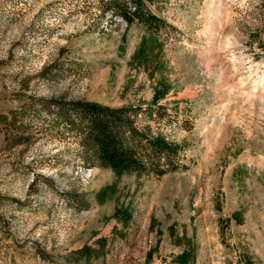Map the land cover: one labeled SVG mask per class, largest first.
Instances as JSON below:
<instances>
[{
    "label": "rangeland",
    "instance_id": "374dc122",
    "mask_svg": "<svg viewBox=\"0 0 264 264\" xmlns=\"http://www.w3.org/2000/svg\"><path fill=\"white\" fill-rule=\"evenodd\" d=\"M113 1L0 0V264H264V0ZM71 102L175 169L99 163Z\"/></svg>",
    "mask_w": 264,
    "mask_h": 264
},
{
    "label": "trees",
    "instance_id": "16d2710c",
    "mask_svg": "<svg viewBox=\"0 0 264 264\" xmlns=\"http://www.w3.org/2000/svg\"><path fill=\"white\" fill-rule=\"evenodd\" d=\"M131 1L134 3V15L128 13V7L123 1L114 0L113 5L122 12L128 23L136 20L152 28V21L158 17L147 12L141 0ZM69 107L76 114L75 120H79L78 126L82 124L83 146L99 163L150 171L158 175L175 169L172 150L160 139H147L143 142L132 130L129 137H124L128 118L123 109L86 102H71ZM64 110L61 106L59 112Z\"/></svg>",
    "mask_w": 264,
    "mask_h": 264
}]
</instances>
